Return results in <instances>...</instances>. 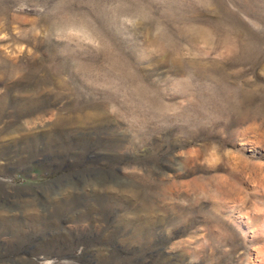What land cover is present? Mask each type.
<instances>
[{
    "label": "rangeland",
    "instance_id": "rangeland-1",
    "mask_svg": "<svg viewBox=\"0 0 264 264\" xmlns=\"http://www.w3.org/2000/svg\"><path fill=\"white\" fill-rule=\"evenodd\" d=\"M0 264H264V0H0Z\"/></svg>",
    "mask_w": 264,
    "mask_h": 264
}]
</instances>
